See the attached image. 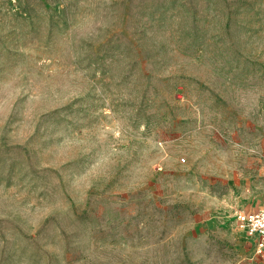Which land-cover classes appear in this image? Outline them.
Instances as JSON below:
<instances>
[{
  "label": "rangeland",
  "instance_id": "rangeland-1",
  "mask_svg": "<svg viewBox=\"0 0 264 264\" xmlns=\"http://www.w3.org/2000/svg\"><path fill=\"white\" fill-rule=\"evenodd\" d=\"M264 0H0V264H264Z\"/></svg>",
  "mask_w": 264,
  "mask_h": 264
},
{
  "label": "built area",
  "instance_id": "built-area-1",
  "mask_svg": "<svg viewBox=\"0 0 264 264\" xmlns=\"http://www.w3.org/2000/svg\"><path fill=\"white\" fill-rule=\"evenodd\" d=\"M237 227L253 239L256 254L264 260V207L236 214Z\"/></svg>",
  "mask_w": 264,
  "mask_h": 264
},
{
  "label": "crops",
  "instance_id": "crops-1",
  "mask_svg": "<svg viewBox=\"0 0 264 264\" xmlns=\"http://www.w3.org/2000/svg\"><path fill=\"white\" fill-rule=\"evenodd\" d=\"M254 210H256V209H254ZM247 211H253V210H247Z\"/></svg>",
  "mask_w": 264,
  "mask_h": 264
}]
</instances>
